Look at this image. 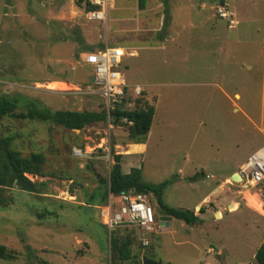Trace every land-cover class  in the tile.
I'll use <instances>...</instances> for the list:
<instances>
[{
  "label": "rangeland",
  "instance_id": "obj_1",
  "mask_svg": "<svg viewBox=\"0 0 264 264\" xmlns=\"http://www.w3.org/2000/svg\"><path fill=\"white\" fill-rule=\"evenodd\" d=\"M217 7V0H145L144 8L140 0H116L101 23L89 20L77 0H0V99L15 101L16 114L32 104L52 112H102L104 100L87 93L93 68L80 55L107 45L137 52L118 70L129 86H145L155 96L143 181L168 182L164 203L197 210L204 219L196 226L173 220L168 231L163 225L148 248L134 233L120 232L131 239L133 254L144 253L118 260L110 249L115 231L102 221L99 177H109L121 152L115 145L131 141L128 126L105 122L75 132L5 118L1 135L14 139L16 151L46 157L48 176L29 179L49 185L42 195L1 190L10 202L0 206V245L16 258L0 264H143L145 257L164 264H255L264 244V185L232 181L228 190L240 208H226L224 220L213 214L212 202L195 209L221 176L239 172L264 146V2H231L235 26ZM52 80L67 85L52 91L46 87ZM74 148L84 157H74ZM149 204L159 219L153 195Z\"/></svg>",
  "mask_w": 264,
  "mask_h": 264
},
{
  "label": "trees",
  "instance_id": "obj_2",
  "mask_svg": "<svg viewBox=\"0 0 264 264\" xmlns=\"http://www.w3.org/2000/svg\"><path fill=\"white\" fill-rule=\"evenodd\" d=\"M78 5L83 7V0H77ZM141 1V7L144 8L145 0ZM91 10L92 7H87ZM92 48H87L83 52H91ZM93 81V77H92ZM17 103L3 97L0 99V125L5 118L19 120H40L54 123L70 131H83L94 124L107 122V113L105 109L102 112H71L57 111L52 112L47 108L32 104L28 107L26 113L16 114ZM128 118L133 124L128 127L130 137L135 140H144L152 130L155 108L150 106L146 99H138L134 110L127 111L119 107L113 113V125H121L122 118ZM14 139L12 137H3L0 131V206L9 204L1 195V190L16 188L19 191L29 194L42 195L48 189V182H36L29 179L28 175L45 178L46 157L41 153H33L29 157H23L22 154L13 148ZM90 168V166H88ZM99 183L102 189L98 191L101 195V202L106 204L109 196L118 197L121 194L135 190L137 193L153 195L159 205L162 215L173 217L176 220L183 221L189 226L202 225L204 221L189 210L170 208L163 201V193L168 182L153 185L143 181L141 169H132L129 174H125L122 169V156L114 154V164L112 165L109 177H99ZM95 198L91 200L93 204ZM120 232L134 233L130 229H118L115 236L111 239V253L115 254L118 260L122 262L130 261L134 258L132 253V241L129 237L121 238ZM135 234V233H134ZM16 255L5 246L0 245V259L14 260ZM255 264H264V244H262L255 254Z\"/></svg>",
  "mask_w": 264,
  "mask_h": 264
},
{
  "label": "built area",
  "instance_id": "obj_3",
  "mask_svg": "<svg viewBox=\"0 0 264 264\" xmlns=\"http://www.w3.org/2000/svg\"><path fill=\"white\" fill-rule=\"evenodd\" d=\"M116 0H83L86 16L91 21L106 22L110 3ZM218 16L235 25L230 12V3L264 2V0H217ZM87 7H92L88 10ZM126 54L120 47L105 46L95 52L81 55V61L93 68V81L87 93L100 96L104 100V109L107 113V123L113 128V113L119 107L127 111L135 109L138 99H146L145 89L141 86L130 87L126 73L119 71ZM131 99L134 104H130ZM135 106V107H134ZM133 123L128 118L121 119V125L130 127ZM73 156L83 158V151L74 148ZM243 177L242 184L247 188H257L264 185V146L253 153L240 170ZM103 224L112 232L118 229H130L138 234L139 243L147 248L151 244V237L162 229L155 209L149 204V195L132 190L128 193L113 197L101 210Z\"/></svg>",
  "mask_w": 264,
  "mask_h": 264
},
{
  "label": "crops",
  "instance_id": "obj_4",
  "mask_svg": "<svg viewBox=\"0 0 264 264\" xmlns=\"http://www.w3.org/2000/svg\"><path fill=\"white\" fill-rule=\"evenodd\" d=\"M19 15L20 14L18 13L16 16L19 18ZM236 24H238V23L236 22ZM229 25H230V23H229ZM235 25H230V26H235ZM95 51H98V50H95ZM95 51L93 50L91 52H95ZM85 53H90V52H84L81 55H83ZM125 54H126V56H133V57L138 56V53L137 52H131V53H128V54L125 52ZM51 83H62V84L67 85L62 80H52V81L48 82V84H51ZM136 86H141V85H136ZM130 87H134V86H130ZM141 87H143L145 89V91H146L145 92V96H146L147 103L150 106H152V107L155 108L154 101H153V99L155 98V96H153L151 94L149 88H146L145 86H141ZM54 90H56V89H52V91H54ZM55 92H59V91H55ZM234 98L236 100H238V99L241 98V96L238 93H236V94H234ZM71 112H76V111H71ZM155 113H156V110H155ZM246 115H248V114H246ZM260 131H261L262 134H264V111L262 113V126L260 128ZM77 132H79V131H77ZM148 136L144 140H138V141H135V140H133L130 137L131 138V141L130 142H127V144H117V145H115L114 148L117 150V152H118V150H121V152L119 151L120 153H118L116 155H121L122 156V169H123V172L125 174H129L132 169H141V170L143 169V166H142L143 159L145 158V156L148 154V151H149ZM102 141H105V143L103 144V146L106 145L107 142H108V141L106 142V139H104ZM101 148H103V147H101ZM106 149H108V148H106ZM235 173H240V171L239 172H233L230 176H221V178L219 179V182H217V186L215 188H213V190L211 191V193L209 195L205 196L199 203L196 204L195 209L196 208L197 209H200L207 202H210V203L212 202L213 203V205H212V208H213V211L212 212H213V214L214 215L221 214L220 220L221 219L224 220L226 208H229V209L232 210V206L235 203L239 204V208H240V203L233 201L232 193L230 192V190H228L229 186L232 185V177H233V175ZM28 176H30V175H28ZM207 177L209 178V176H207ZM217 191L219 192V194L221 196L223 195V192H225V197H222L220 199L219 198H216L214 200V198H213L212 195H216ZM249 196H251V195H249ZM225 203H227V204L225 205ZM263 204H264V202H263ZM168 207H170V206H168ZM170 208H172V207H170ZM260 208H262L261 210L263 211V207H260ZM174 209H177V208H174ZM181 210H184V209H181ZM231 210L229 211V213H232ZM189 211H192L194 213L197 212V210H189ZM263 214H264V212H263ZM161 216H164V215H160V217ZM196 216H198V215H196ZM200 216L201 215H199L198 217L204 221V219L202 218V216L201 217ZM173 220H176V219L173 218L172 221L170 222V225L168 224V222H162L161 223V226L164 225V229H166V231H168L170 229V227H171V223L173 222ZM131 231H133V230H131ZM133 232L135 233L136 238L138 240V234L136 233V231H133ZM157 233H158V231H157ZM157 233H155V234H157ZM155 234H153V235H155ZM214 252H215V250L212 249V248H210L208 250V253L213 254ZM143 253H144V251H142V253L139 256L136 255V253H135V254H133V256H134V258H139V257L141 258V256H143Z\"/></svg>",
  "mask_w": 264,
  "mask_h": 264
},
{
  "label": "water",
  "instance_id": "obj_5",
  "mask_svg": "<svg viewBox=\"0 0 264 264\" xmlns=\"http://www.w3.org/2000/svg\"><path fill=\"white\" fill-rule=\"evenodd\" d=\"M232 181L236 183H242L243 177L241 176L240 173H235L232 177ZM159 219L161 222H168V224L170 225V222L172 221L173 218L169 216H161ZM142 262L143 264H164L162 261H155L146 257L143 258Z\"/></svg>",
  "mask_w": 264,
  "mask_h": 264
},
{
  "label": "bare ground",
  "instance_id": "obj_6",
  "mask_svg": "<svg viewBox=\"0 0 264 264\" xmlns=\"http://www.w3.org/2000/svg\"><path fill=\"white\" fill-rule=\"evenodd\" d=\"M46 87L50 88V89H60L64 86L60 85V84H46Z\"/></svg>",
  "mask_w": 264,
  "mask_h": 264
}]
</instances>
